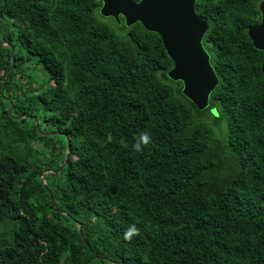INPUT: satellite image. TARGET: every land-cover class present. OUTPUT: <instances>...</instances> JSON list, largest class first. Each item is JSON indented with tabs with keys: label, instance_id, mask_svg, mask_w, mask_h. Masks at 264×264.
I'll list each match as a JSON object with an SVG mask.
<instances>
[{
	"label": "trees",
	"instance_id": "1",
	"mask_svg": "<svg viewBox=\"0 0 264 264\" xmlns=\"http://www.w3.org/2000/svg\"><path fill=\"white\" fill-rule=\"evenodd\" d=\"M263 1H196L218 79L198 111L161 38L100 0H0V264H264Z\"/></svg>",
	"mask_w": 264,
	"mask_h": 264
},
{
	"label": "water",
	"instance_id": "2",
	"mask_svg": "<svg viewBox=\"0 0 264 264\" xmlns=\"http://www.w3.org/2000/svg\"><path fill=\"white\" fill-rule=\"evenodd\" d=\"M100 1L102 5L99 14L102 17L112 18L117 24L119 17H122L127 28L139 23L144 30L155 33L161 38L163 49L173 64L172 69L167 72L168 79L181 83L182 95L198 111L206 109L209 96L218 85V79L211 67L209 55L202 46L208 24L195 12L197 0H140L137 2H142L139 6H135L133 0ZM121 6H134L137 15L127 17L123 12L116 13L124 10ZM259 13L260 23L248 29L247 36L255 49L264 52V44L261 43V38L264 37V1L259 4ZM182 68L189 69L200 80L201 87L196 99L191 96L190 88L181 76ZM261 73L264 76V56ZM79 233L81 234L80 228Z\"/></svg>",
	"mask_w": 264,
	"mask_h": 264
},
{
	"label": "snow or ice",
	"instance_id": "3",
	"mask_svg": "<svg viewBox=\"0 0 264 264\" xmlns=\"http://www.w3.org/2000/svg\"><path fill=\"white\" fill-rule=\"evenodd\" d=\"M141 4L142 2L137 3L136 0H134L135 6H139ZM121 7H123L124 10L117 11L116 13L123 12L127 17L129 16L135 17L137 15V9L134 6H121ZM135 19L143 20L142 18H135ZM157 31L161 32L160 30H157ZM261 43L264 44V37L261 38ZM181 76H183L185 81L187 82L188 88H190V91H191V96L193 97V99H196L197 92L199 88L201 87L200 80L197 78V76L193 72H191L189 69H186V68H182Z\"/></svg>",
	"mask_w": 264,
	"mask_h": 264
},
{
	"label": "rangeland",
	"instance_id": "4",
	"mask_svg": "<svg viewBox=\"0 0 264 264\" xmlns=\"http://www.w3.org/2000/svg\"><path fill=\"white\" fill-rule=\"evenodd\" d=\"M109 22H111V21H109ZM202 46L204 47V50H205L206 45L204 44L203 41H202ZM217 114H218V111L216 109H214L211 112V116L209 114H206L205 118H204L205 119L204 124L207 125L212 130V133H213L215 138L220 139L225 135L226 128L223 124L222 125H216V126L212 124V117H217Z\"/></svg>",
	"mask_w": 264,
	"mask_h": 264
},
{
	"label": "clouds",
	"instance_id": "5",
	"mask_svg": "<svg viewBox=\"0 0 264 264\" xmlns=\"http://www.w3.org/2000/svg\"><path fill=\"white\" fill-rule=\"evenodd\" d=\"M141 140H142V142H143L144 144H147L149 138H148V136L144 135V136L141 137ZM136 147L139 148V145H137ZM134 232H135V229H130V230H128V231L125 233V238H126V239H127V238H130V237L134 234Z\"/></svg>",
	"mask_w": 264,
	"mask_h": 264
},
{
	"label": "flooded vegetation",
	"instance_id": "6",
	"mask_svg": "<svg viewBox=\"0 0 264 264\" xmlns=\"http://www.w3.org/2000/svg\"><path fill=\"white\" fill-rule=\"evenodd\" d=\"M196 12V11H195ZM197 14V13H196ZM198 15V14H197ZM199 16V15H198ZM200 17V16H199ZM201 18V17H200ZM202 19V18H201ZM203 20V19H202Z\"/></svg>",
	"mask_w": 264,
	"mask_h": 264
}]
</instances>
